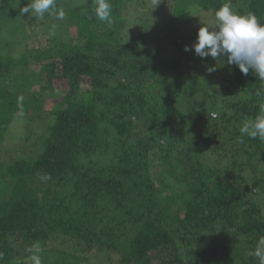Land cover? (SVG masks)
<instances>
[{
	"label": "trees",
	"instance_id": "16d2710c",
	"mask_svg": "<svg viewBox=\"0 0 264 264\" xmlns=\"http://www.w3.org/2000/svg\"><path fill=\"white\" fill-rule=\"evenodd\" d=\"M31 2L0 0V264H261L264 142L239 129L264 81L184 47L264 0H110V27L94 0ZM17 121L35 140L5 159Z\"/></svg>",
	"mask_w": 264,
	"mask_h": 264
},
{
	"label": "clouds",
	"instance_id": "9594fccd",
	"mask_svg": "<svg viewBox=\"0 0 264 264\" xmlns=\"http://www.w3.org/2000/svg\"><path fill=\"white\" fill-rule=\"evenodd\" d=\"M94 3L95 16L110 27L114 22L110 0H94ZM46 13L59 20L65 19L64 10L57 8L55 0H32L30 4L20 8L22 16L34 14L35 17L43 19ZM184 51H194L201 59L211 57L217 60L226 57L227 64L235 65L243 75L247 76L251 71L256 78L264 81V24L253 14L235 13L230 3H224L217 9L214 27H199L196 41L191 46L186 45ZM207 71H216V66L208 67ZM261 113L254 120L243 123L239 129L241 136L259 138L264 142V105L261 106ZM48 178L50 177H45ZM255 255L260 257L261 264H264V241H261V247ZM33 259L34 264H41L39 257Z\"/></svg>",
	"mask_w": 264,
	"mask_h": 264
},
{
	"label": "rangeland",
	"instance_id": "374dc122",
	"mask_svg": "<svg viewBox=\"0 0 264 264\" xmlns=\"http://www.w3.org/2000/svg\"><path fill=\"white\" fill-rule=\"evenodd\" d=\"M17 35L18 34L11 33V31L7 27L6 29H3V31H1L0 38H1V41H3V40H6V41H8V40H16L17 41L19 39V37ZM20 48L21 47H18L17 44H13L11 46V49L13 51L16 50V53H20L21 52L22 48L21 49ZM39 70H40V67L33 66V68L31 69L30 72L33 75H40ZM34 88L36 89V87H34ZM44 102H45L44 103V110H42L40 114L45 115V121L42 122V123L40 122V126L38 125V127H37V125L35 126V125L32 124V127H34L35 131L37 130V132L43 131V128L45 127V125L47 123L46 118L48 119L47 116L49 115V113H50V111L52 109V105H51L50 101L46 100ZM214 113H216V112H214ZM24 124L25 123L23 121H20V125L18 126V121H17L16 123H14V125H12L13 127H11L9 129V132H8L9 134H7L6 142L3 145L5 147V151H3V155L2 156L5 157V159H9V157H13L14 156V155H10L9 154L11 149H14V148H16L19 145L22 146L23 144L24 145H29V144L32 143L33 140H35L34 135H32L33 137H32L31 140H28V141L25 140V135H27L28 132L25 130V125ZM17 126L19 128H17ZM30 149H31V147L28 148V149L25 148V152H29ZM21 151L23 152L24 150H21ZM167 182H169V180ZM169 189H170L169 191L171 193L180 192V189L177 186H175V185H171ZM262 210L264 212V207L262 208Z\"/></svg>",
	"mask_w": 264,
	"mask_h": 264
},
{
	"label": "built area",
	"instance_id": "2783aa9c",
	"mask_svg": "<svg viewBox=\"0 0 264 264\" xmlns=\"http://www.w3.org/2000/svg\"><path fill=\"white\" fill-rule=\"evenodd\" d=\"M215 116V114H213Z\"/></svg>",
	"mask_w": 264,
	"mask_h": 264
}]
</instances>
